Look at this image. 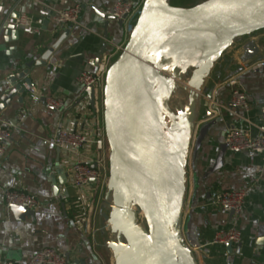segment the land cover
Returning <instances> with one entry per match:
<instances>
[{"label": "crops", "instance_id": "0c3cea01", "mask_svg": "<svg viewBox=\"0 0 264 264\" xmlns=\"http://www.w3.org/2000/svg\"><path fill=\"white\" fill-rule=\"evenodd\" d=\"M119 1L133 3L137 14L124 27L115 20L107 25L97 11L107 13ZM144 2L52 0L46 6L38 0H0V88L7 84L10 74L22 70L23 63L39 60L70 27L57 25V13L77 4L83 6L78 23L72 25L59 47L44 64L35 65L28 73L38 94L62 95L69 106L67 110L58 112L44 100L33 101L27 89L23 103H18L16 97L9 108L0 112V123L10 126L13 133L0 162V186L24 189L42 202L39 208L32 209L33 215L19 220L6 208L0 190V264L7 260L25 263L47 247L65 254L68 264H79V260L83 264H115L109 247L112 234L104 216L107 188L94 184L73 187L68 161L54 140L62 127L85 131L94 139V127L90 124L93 108L79 103L78 78L84 71L97 70L96 58L105 43V53L117 52L125 45L133 19ZM16 13L26 16L28 24L21 25L17 39L6 42L1 27L7 19L9 23H18L12 19ZM120 53L121 50L117 56ZM231 78L237 79L246 91L249 110L229 106ZM203 87L207 89L202 97L204 102L213 117H222V121L211 128L192 170L184 206L186 239L196 251L199 264H264V242L257 243L264 238V154L228 149L223 167L207 175L230 129L249 130L254 136L264 131V30L236 40L214 63ZM83 111L87 114L85 119ZM206 121L199 118L197 123L202 125ZM83 152L95 166V144H87ZM227 189L249 191L243 210L232 218L230 211L213 203L216 193ZM231 227H236L242 238L229 253L226 245L212 240L218 230Z\"/></svg>", "mask_w": 264, "mask_h": 264}, {"label": "water", "instance_id": "95a60500", "mask_svg": "<svg viewBox=\"0 0 264 264\" xmlns=\"http://www.w3.org/2000/svg\"><path fill=\"white\" fill-rule=\"evenodd\" d=\"M97 12L106 19L107 25L110 20H115L124 27L126 17L117 19L106 13ZM20 18V13L12 17L17 20ZM8 21L9 19L1 27L6 42L17 39L21 28L18 23ZM71 28L72 26L67 28L39 60L23 63L21 71L7 77V84L0 88V112L9 108L16 97L18 103H23L27 86L33 85L28 77L30 69L35 65L44 64L66 38ZM202 30L218 32L213 49L215 60L207 65H197L199 68L188 81L183 80V73L188 70L183 72L167 64L170 55L168 45L172 42L171 39L163 43L154 55L155 46L161 38L174 32ZM261 30H264V0L229 2L203 0L190 7L172 5L170 0H145L141 11L133 19L129 38L121 53L109 66L103 89V125L109 145L106 197L107 205L110 207V212L104 216L112 229L111 234L117 232L119 235L117 239L110 237L109 240L115 264H199L196 251L186 239L184 227V206L189 185L186 171L187 154L183 160L184 171L174 182L162 155L161 140L156 132H150L143 118L142 82L148 68L151 67L159 79H166L176 87L177 83H181L201 96L199 109L197 111L188 109L186 112V115H192L187 120L190 128L186 129L189 136L186 149L188 153L193 139L194 168L198 161V152L209 136L211 128L222 121V117H213V113L203 101L202 97L207 90L203 87L206 77L217 59L236 40ZM200 39L203 38L191 36L187 42ZM106 46L105 43L100 49L96 58L97 64L100 63ZM87 93L89 105L94 108V87H88ZM154 99L159 110H165L174 121L173 126L185 124L176 120L177 115L171 109H165L162 84L155 89ZM229 106L234 107L233 103ZM195 118L207 121L202 125L197 123L194 134ZM227 150L226 143L219 145L216 163L208 170L207 175L223 167ZM121 181L125 183L130 193L129 198H124L121 193ZM194 182L198 184L196 174ZM134 202L136 209H133ZM11 210L19 220L33 215V210L25 206L13 205ZM141 213L144 215V224L139 222ZM234 214V211H230L231 218ZM263 242L264 238H261L257 243ZM226 248L232 253L234 244L227 243ZM240 248L239 244L237 249L240 251ZM77 262L83 264V261Z\"/></svg>", "mask_w": 264, "mask_h": 264}, {"label": "built area", "instance_id": "2783aa9c", "mask_svg": "<svg viewBox=\"0 0 264 264\" xmlns=\"http://www.w3.org/2000/svg\"><path fill=\"white\" fill-rule=\"evenodd\" d=\"M46 6H49L52 0H38ZM83 6L77 4L74 7L65 9L56 14L54 20L59 27H69L78 23ZM117 19H123L125 24L137 14V8L133 3L128 1H119L112 10L106 13ZM26 17V16H25ZM25 17L18 19V24L27 25L28 21ZM123 47H119L117 52H107L101 57L98 68L94 72L84 71L80 74L78 81L81 85L79 94V103L89 106V97L87 89L90 86L95 90V107L93 108L91 122L94 127V139H90L85 131L73 130L67 127L59 129L54 143L64 153L65 159L68 161V171L71 175V183L75 188H84L92 184L96 187H107L109 179V145L106 139L103 117L101 115L103 108V89L105 85V76L109 66L117 57L118 52ZM232 86V103L238 110H249L246 91L240 86L235 78L229 80ZM31 98L35 102L44 100L46 105L55 111L63 112L69 107L62 95H44L38 94L32 86H27ZM83 113H85L83 111ZM87 114H83L85 119ZM13 138L11 127L7 124L0 123V162L5 155L9 144ZM95 144L96 153L94 156L95 166L88 161L84 155L83 149L87 144ZM225 143L232 152H252L264 154V131L254 136L249 130L233 128L230 129L225 136ZM192 179V177H191ZM3 201L8 210L13 205L25 206L29 209H37L41 206L40 198L21 188H2ZM249 191L247 189H227L221 190L213 197V203L225 210L234 211L235 214L240 213L247 201ZM241 232L236 227L218 230L212 243L224 244L232 242L238 244L241 242ZM68 258L65 254L56 248L47 247L37 252L31 259L25 263L14 260H7L3 264H68Z\"/></svg>", "mask_w": 264, "mask_h": 264}, {"label": "bare ground", "instance_id": "6f19581e", "mask_svg": "<svg viewBox=\"0 0 264 264\" xmlns=\"http://www.w3.org/2000/svg\"><path fill=\"white\" fill-rule=\"evenodd\" d=\"M218 1L229 2L238 0ZM191 36L203 39L188 43L187 40ZM217 36L218 32L208 30L174 32L161 38L155 46L154 55L159 46L171 39L172 42L168 45L170 55L168 56L167 64L184 72L196 61H201L200 65H207L213 62V49L217 42ZM205 55H212L213 57L205 58ZM166 83L165 79H159L153 74L152 69L148 68L146 77L142 82V114L147 128L152 133L156 132L161 140L162 155L168 167L169 175L175 182L184 171L183 160L187 154L186 148L189 139L186 129L189 130L190 127L185 124L173 126L172 123L174 121L165 113V110H159L154 99L155 89L159 84H162L165 109H170L171 91L168 89ZM182 119V117L176 118L177 121H182ZM182 129L184 130L182 131ZM120 190L124 198L130 197V193L123 181L120 182Z\"/></svg>", "mask_w": 264, "mask_h": 264}, {"label": "rangeland", "instance_id": "374dc122", "mask_svg": "<svg viewBox=\"0 0 264 264\" xmlns=\"http://www.w3.org/2000/svg\"><path fill=\"white\" fill-rule=\"evenodd\" d=\"M202 1L203 0H170V3L172 5L175 4L176 6L178 5V6H182V7H190V6H194L198 3H200ZM157 51H158V49H157ZM204 57L208 58V57H213V56L212 55H205ZM214 60H215V56H214ZM200 64H201V61H196L195 63H193V65L188 69V71L186 73H183V80L188 81L189 79H191V77H193L197 68H199V66H197V65H200ZM149 68H151V67H149ZM152 71H153V69H152ZM165 81L167 82L166 84H167L168 89L171 91V98L169 101L170 109L175 113V115H177L176 118L182 117L183 118L182 121H184L185 125H187L189 127L187 120L189 118H191L192 115H190V114L186 115V112L188 109L191 111L194 109L197 111L199 109V100L201 99L200 98L201 96H199L198 94H196L191 89H189L188 87L184 86L181 83H177V87H176L175 84L169 82L168 80L165 79ZM203 101H204V99H203ZM102 116H103V108H102V112H101L100 117L102 118ZM194 120H195L194 121V123H195L194 134H195V132L197 130V122H198L199 118L198 119L195 118ZM194 134H193V136H194ZM194 145L195 144H193V139H192L190 142V147L188 149V153H187L188 163L186 165V171H187L189 183H192L191 175H192V170H193V160L192 159H193ZM102 196H103V194H102ZM135 207H136L135 203H133V209H136ZM109 212H110V207L108 204L107 208L105 210V213L108 214ZM139 222L141 224L145 223L143 213L140 214ZM106 225L109 227V233H111L112 229L110 228L108 221H107ZM117 236H119L117 232H114L113 235H111V237L113 239H117Z\"/></svg>", "mask_w": 264, "mask_h": 264}]
</instances>
